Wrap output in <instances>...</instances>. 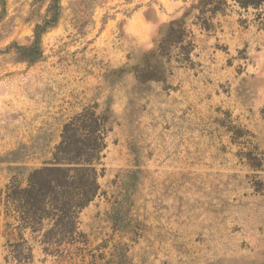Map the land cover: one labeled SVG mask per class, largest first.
Wrapping results in <instances>:
<instances>
[{
	"label": "rangeland",
	"instance_id": "obj_1",
	"mask_svg": "<svg viewBox=\"0 0 264 264\" xmlns=\"http://www.w3.org/2000/svg\"><path fill=\"white\" fill-rule=\"evenodd\" d=\"M195 3L59 0L27 63L51 0H0V192L84 107L108 127L86 242L44 253L0 198V264H264V29L229 2L206 31Z\"/></svg>",
	"mask_w": 264,
	"mask_h": 264
},
{
	"label": "trees",
	"instance_id": "obj_2",
	"mask_svg": "<svg viewBox=\"0 0 264 264\" xmlns=\"http://www.w3.org/2000/svg\"><path fill=\"white\" fill-rule=\"evenodd\" d=\"M229 2L243 11H257L256 19L261 20L260 28L264 29V0H196L195 19L201 28L210 31V21L217 13L225 14ZM59 8V0H51L47 18L36 25L30 43L16 47L23 61L34 63L41 58V35L56 21ZM183 23L172 22L162 42L180 43L184 38ZM107 131V117L96 113L93 107H84L63 124L51 160L29 172L24 186L12 181L1 190L6 214L14 212L22 230L40 236L44 253L58 252L62 243L70 246L86 242L85 234L78 229V219L100 194L97 165L106 147Z\"/></svg>",
	"mask_w": 264,
	"mask_h": 264
}]
</instances>
